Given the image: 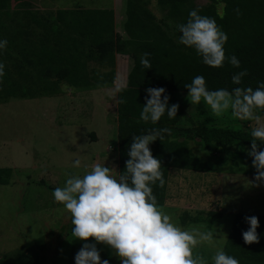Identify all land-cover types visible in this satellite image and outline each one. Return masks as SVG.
<instances>
[{
  "label": "trees",
  "instance_id": "1",
  "mask_svg": "<svg viewBox=\"0 0 264 264\" xmlns=\"http://www.w3.org/2000/svg\"><path fill=\"white\" fill-rule=\"evenodd\" d=\"M158 2L166 10V15L161 18L145 8L142 0H125L122 11L124 34L118 36L114 32L110 9H58L53 15H45L33 12L29 0H0V40L8 42L5 49H0V63L5 66V74L0 77V103L11 98L54 96L60 92L63 83L76 89L108 87L115 78L112 68L115 54H129L133 63L126 83L117 87L116 94V100L126 101L117 104L114 146L117 172L125 169L133 136L147 134L153 128L171 129L162 141L158 139L149 145L153 157L161 161L165 184L160 187L157 182L152 188L158 205H162L168 169L185 170L192 162L186 152L189 141L207 154H221L226 161L255 176L252 159L247 154L252 140L251 129L247 125L240 130L182 128L177 122L186 116V112L175 92H187L184 84L191 83L197 75L205 78L209 90L226 88L231 91L235 87L255 90L264 83V0H209L202 7H196L192 0ZM193 9L202 16L215 19L227 34L225 55H235L239 68L233 67L228 59L223 67L206 66L193 48L178 42L181 34L176 26L186 23ZM143 53L150 54V69L141 66ZM91 61L111 69L100 73L89 68ZM244 70L248 74L240 85H234L232 75ZM148 88L165 89L169 107L179 106L176 118L169 119L165 114L155 124L140 119ZM259 149L264 150V144H260ZM11 174V169L0 168V186L9 183ZM251 216H256L259 221L256 230L259 242L245 244L242 233L249 228L245 218ZM41 242L35 239L26 243L23 250L3 257L1 264H42L44 258L38 252L42 248ZM223 250L239 264H264V215L237 213Z\"/></svg>",
  "mask_w": 264,
  "mask_h": 264
},
{
  "label": "rangeland",
  "instance_id": "2",
  "mask_svg": "<svg viewBox=\"0 0 264 264\" xmlns=\"http://www.w3.org/2000/svg\"><path fill=\"white\" fill-rule=\"evenodd\" d=\"M192 1L196 7L209 2ZM142 2L157 18L166 15L158 0ZM29 3L33 12L45 15H53L58 9H110L115 34H124L125 0ZM132 63L129 54L116 53L112 66L115 78L108 87L76 89L63 83L54 96L11 98L0 103V168L12 170L9 183L0 186V264L7 254L23 250L35 239L42 241L38 251L44 258L42 264H75L74 257L84 242L72 237L70 214L54 202L52 192L62 187L70 175L82 176L93 163L117 171L116 94ZM88 66L100 73L111 69L95 61ZM175 96L186 114L199 119L200 127L240 130L245 125L250 129L254 126L253 121L233 117L230 110L222 117L214 116L203 101L191 104L188 92L176 91ZM256 112L264 115L259 109ZM188 146L186 152L192 162L185 170L168 169L165 197L159 206L182 228L213 231L211 244L194 249V254L204 256L211 264L215 252L226 245L237 213L264 215V184L252 186L254 176L221 154H207L199 145L192 149ZM76 160H80L79 167H73ZM88 243L94 241L90 239ZM96 247L102 261L120 264L110 248L102 244Z\"/></svg>",
  "mask_w": 264,
  "mask_h": 264
},
{
  "label": "clouds",
  "instance_id": "3",
  "mask_svg": "<svg viewBox=\"0 0 264 264\" xmlns=\"http://www.w3.org/2000/svg\"><path fill=\"white\" fill-rule=\"evenodd\" d=\"M235 11L239 14L238 9ZM176 27L181 34L178 42L193 48L206 66L223 67L228 59L233 67H240L235 55L226 57L224 45L228 37L215 19L202 16L193 9L186 23ZM7 43L6 39L0 40V49H5ZM149 55H141L140 63L145 69L151 68ZM4 67L0 63V77L5 74ZM247 74V70L235 73L231 82L240 85ZM184 87L191 104L199 105L203 101L214 116L222 117L230 110L233 117L254 122L247 153L255 169L252 186L264 184V150L259 149V145L264 144V115L256 112L258 109L264 111V83L255 90L251 87L209 90L205 78L197 75ZM164 93V88L146 89V102L140 113L142 121L155 124L165 114L169 119L176 118L179 106L173 104L169 107V97ZM125 102L124 99L116 100L117 104ZM170 133L171 129L164 127L133 136L123 172L93 163L82 176L70 175L62 187L53 190L54 202L63 205L70 214L72 237L84 242L74 257L75 264H109L108 260H101L97 244L110 248L120 264H208L204 256L194 254V249L204 243L211 244L213 231L182 228L158 205L153 194L152 185L158 182L163 187L165 180L161 161L153 157L149 145L158 139L162 141L165 134ZM79 166L80 160L74 161L73 167ZM245 220L249 228L242 233L244 243H258V218L251 216ZM90 239L94 243H88ZM211 264H239V261L218 249Z\"/></svg>",
  "mask_w": 264,
  "mask_h": 264
},
{
  "label": "crops",
  "instance_id": "4",
  "mask_svg": "<svg viewBox=\"0 0 264 264\" xmlns=\"http://www.w3.org/2000/svg\"><path fill=\"white\" fill-rule=\"evenodd\" d=\"M126 83V79H125V82L124 84ZM123 84V85H124ZM185 110V109H184ZM186 112V111H185ZM199 119L197 118L195 120V117L193 116H190L188 114H186L185 117L181 118L178 122H177V125L182 127V128H190L191 126H194V127H200V124H199ZM184 124V125H183ZM238 130V129H236ZM188 145L190 146V148L192 149V147H196L197 145L194 144L193 142H188ZM198 147V146H197Z\"/></svg>",
  "mask_w": 264,
  "mask_h": 264
}]
</instances>
